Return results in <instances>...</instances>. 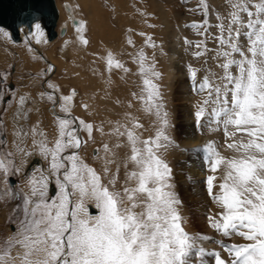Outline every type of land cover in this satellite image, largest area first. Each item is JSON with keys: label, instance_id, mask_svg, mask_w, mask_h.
<instances>
[{"label": "snow or ice", "instance_id": "obj_1", "mask_svg": "<svg viewBox=\"0 0 264 264\" xmlns=\"http://www.w3.org/2000/svg\"><path fill=\"white\" fill-rule=\"evenodd\" d=\"M188 11L201 17L185 25L200 39L183 38L185 51L202 62L186 66L192 91L200 97L193 105L194 127L212 135L194 149L209 173L205 192L216 209L206 220L216 233L237 242L216 241L220 250L208 251L204 242L211 237L186 230L167 158L180 145L171 135L174 125L159 83L163 73L155 55L149 60L140 49L133 61L140 91L132 96L155 118L150 135L144 136V124L130 113L124 122L108 121L110 132L103 122L73 116L76 89L57 96L59 89L48 83L53 91L40 95L53 110L52 138L37 123L15 129L14 151L0 150L3 196L18 200L16 211L23 216L0 264H264V0H223L222 11L211 8L209 0H197ZM85 26L80 21L76 31L82 33ZM32 34L37 43L44 37L39 22ZM0 35L10 38L4 28ZM79 40L89 43L83 35ZM127 43L135 47L131 38ZM145 45L157 47L151 36ZM106 66L109 72H132L111 51ZM26 99L18 100L20 119L28 118ZM97 132L112 138L93 150L99 167L82 155ZM33 156L39 160L26 172ZM10 175L22 177V194L8 186ZM90 206L98 213L90 214Z\"/></svg>", "mask_w": 264, "mask_h": 264}, {"label": "rangeland", "instance_id": "obj_2", "mask_svg": "<svg viewBox=\"0 0 264 264\" xmlns=\"http://www.w3.org/2000/svg\"><path fill=\"white\" fill-rule=\"evenodd\" d=\"M56 2L61 13L58 31L60 32L62 26H68L69 29L66 28V31L53 42L41 38L42 54L28 43L34 39L33 37L15 42L8 30L10 38L6 39L0 35V98H2L0 117L4 122L0 125V140L4 141V144L0 145V150L14 151L15 129L23 127L27 130L37 123L40 129L49 133V139L52 138L53 110L47 99H42L40 95L41 92L53 91L47 87L48 83L59 89L55 93L57 96L69 94L70 90L76 89L78 95L74 99L73 116L96 125L103 122L105 132H109L108 121L112 120L115 123L122 114L130 113L144 124V136L150 135L155 118L145 113L143 103L132 96V93L140 91L141 85L138 65L133 61L138 51L143 49L149 60L153 54L155 55L157 69L163 73L159 83L166 110L174 125L171 135L180 145L175 151H170L167 158L173 168L172 183L183 201L181 211L186 222V230L190 234L211 237L212 239L204 242L208 251L220 250L216 241L237 242V238H224L208 226L206 217L209 210L216 211L205 192L204 181L209 173L201 164L195 166V162H201V159L194 149L201 145L189 144L188 141V135L192 131L202 137L209 134L206 130H197L194 127L193 105L200 97L192 91L186 71L188 64L200 67L202 62L194 60L190 51H185L187 46L183 43L184 37L200 39L195 35V30L185 27L186 24L201 19L200 15L188 11L189 8L196 6L197 0H173L171 3L168 0H56ZM209 3L211 8L223 10V0H209ZM67 5L75 9V16L79 21L86 22L85 29L80 35L89 41L88 45H83L76 39V28L69 27ZM129 29L133 31L129 32ZM141 32L146 36H140ZM102 34L105 37L100 38ZM147 36L153 38L156 48L145 45ZM129 38L135 47L127 43ZM67 40L69 43L64 46ZM209 46H212L211 43ZM30 48L33 50H29ZM108 51H111L114 58L120 60L125 67L132 69V72L125 73L122 69L116 68L109 72L106 67ZM168 63L174 66L171 78H168ZM49 65L53 66L54 71H47ZM207 67H213L211 62ZM5 77L7 78L4 79ZM20 96L27 98L24 105L27 119H20L17 114ZM110 103H114L118 108L114 109ZM130 103L133 105L131 108ZM83 104L88 105L87 110L81 106ZM55 111L59 113V108L57 107ZM83 135L86 139V133ZM217 135L214 134L219 140ZM95 137L96 142L94 144L90 142L82 155L89 163L99 167L100 161L95 159L93 150L101 148L102 142L111 143L112 138L98 132L95 133ZM100 155L103 156L104 153L101 151ZM38 160V157H31L29 167H26L25 171H29L31 165ZM202 169L205 174L198 176ZM10 177L16 178L18 184L12 186ZM8 186L13 193H21L22 177L10 175ZM4 191L5 184L0 174V196H3ZM18 203V200L10 196L0 198V255L8 248V241L20 228L23 216L16 211ZM89 210L90 214L98 213L94 206H90ZM11 253L17 255V249L13 248Z\"/></svg>", "mask_w": 264, "mask_h": 264}, {"label": "water", "instance_id": "obj_3", "mask_svg": "<svg viewBox=\"0 0 264 264\" xmlns=\"http://www.w3.org/2000/svg\"><path fill=\"white\" fill-rule=\"evenodd\" d=\"M58 20L56 0H0V27L9 29L15 42L21 40V26H26L32 31L33 23L38 21L43 22L49 41L55 40L58 36L56 30ZM10 182L12 185L16 183L12 177ZM50 191L51 195L55 194L54 186Z\"/></svg>", "mask_w": 264, "mask_h": 264}, {"label": "bare ground", "instance_id": "obj_4", "mask_svg": "<svg viewBox=\"0 0 264 264\" xmlns=\"http://www.w3.org/2000/svg\"><path fill=\"white\" fill-rule=\"evenodd\" d=\"M174 1H176V0H174ZM215 1V0H214ZM168 2L169 3H171V2H173V0H168ZM56 4H57V2H56ZM214 4V3H213ZM215 4H216V2H215ZM57 7H58V5H57ZM66 9H67V17H68V19H69V27L71 26V27H74V28H77V26L79 25V19H78V17H76L75 15V9L73 8H71L70 6H68L67 5V7H66ZM58 10H59V20H58V22H57V27H56V30H57V32H58V36L59 35H61V34H63L64 32L63 31H66V28H68V26H62V29L60 30V32L58 31V25H59V22H60V17H61V13H60V9L58 8ZM40 24H41V26H42V29H43V31H44V38H46L47 39V41L48 42H53V41H49V39H48V33H47V30H46V28H45V26H44V24H43V22H41V21H38ZM1 28H4V27H1ZM4 29H6V30H8L9 32H10V30L9 29H7V28H4ZM69 29V28H68ZM75 31H76V29H75ZM34 32V23H33V25H32V31H29V29L26 27V26H21L20 27V35H21V40L19 41V42H22V40L25 38V39H27V40H29V37H33L34 39L33 40H31V45L33 46V49H36V50H39V53H41L42 54V52L40 51L41 50V48H40V46H42L41 44V41L39 42V43H37V40H36V37L35 36H33V33ZM11 33V32H10ZM76 36H77V38L76 39H79V36H80V33H78L77 31H76ZM178 35V34H177ZM58 36H57V38H58ZM103 37H105L103 34L102 35H100V38H103ZM45 39V40H46ZM56 40V39H55ZM68 41V40H67ZM65 42L64 43V46L66 45V44H68L69 43V41L68 42ZM77 43V42H76ZM81 44V43H80ZM82 45V44H81ZM173 58H174V56H173ZM173 58H171V60L173 61ZM107 67V66H106ZM173 67L174 66H172V64L171 63H168V69H167V71H168V78H171L172 77V75H173V73H174V71H173ZM111 105H112V107H114V109H116V108H118V106L117 105H115L114 103H110ZM136 109V108H135ZM134 116V115H133ZM106 118H107V116H106ZM124 118H125V115L124 114H122V116H121V118H118V120L117 121H124ZM112 121V120H111ZM113 122V121H112ZM114 123V122H113ZM107 127H108V131L110 132V129H111V126L110 125H107ZM217 136H219V135H217ZM211 138V135L210 134H208V135H206V136H204V137H202V136H198V135H196L193 131L192 132H190L189 133V135H188V141H189V144H200V145H203L208 139H210ZM218 139H220V136H219V138ZM199 159V158H198ZM196 164H195V166H197V165H199V164H201V166H202V163L201 162H195ZM199 173V175L198 176H203L205 173H204V170L202 169V171H201V173L200 172H198Z\"/></svg>", "mask_w": 264, "mask_h": 264}]
</instances>
